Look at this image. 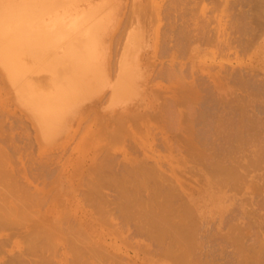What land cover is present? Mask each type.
<instances>
[{
    "label": "rangeland",
    "instance_id": "1",
    "mask_svg": "<svg viewBox=\"0 0 264 264\" xmlns=\"http://www.w3.org/2000/svg\"><path fill=\"white\" fill-rule=\"evenodd\" d=\"M39 9L44 13L40 14ZM20 11L23 14L25 11L28 20H32L33 17V19H37L31 24H23L21 35L11 34L14 36L13 42L10 43L12 47L10 53L4 56L0 54V171H2L0 174L3 172L9 174L8 180H5L6 177H4L7 175L2 174V179L4 178L3 180L7 183L2 184L0 180V189L2 188L0 192H5V188L8 192L11 191V194L5 192L9 195H5L8 197L7 201H3L0 197L5 207L8 206L5 205L6 203H11L9 204L10 208L8 207L11 212L7 208H0V211H4L0 213V217L7 219L10 214V219L7 221L13 222L17 220L16 218L19 219L13 222L12 226H3L4 228L0 229L1 264H6L9 261L7 264H170V262L175 264L173 260L165 258L164 247L152 238L154 236L150 233L146 234V231L145 233L137 232L136 227H140L138 224L140 221L132 218L127 219L120 208L123 203L120 193L117 192L120 191V187L113 186V184L118 185L123 181L122 176L126 174H130L126 175L127 178L125 177L127 182L128 178L129 182L136 181L134 169H138V165H141L142 168L147 165L148 167L144 168L145 171L146 168L147 170L151 168L150 170L154 171L158 169L162 173L164 172L163 174L167 177L170 176L169 180L174 181L175 187L178 186L180 189L179 191L175 189L172 182L169 181L168 184L173 186V191L184 193L181 196L182 203H187V196L192 197L193 200L196 199L194 204L200 207L195 206L199 209L197 211L199 217L196 221L201 227L198 231V236L201 237L198 239L199 247L195 250V259H193L196 262L199 260L200 263L202 262L201 264H238L242 257L250 256V253L257 251L254 248L259 242L261 244L262 241L261 245L264 246V226H262L264 218L260 217L264 215V205H262L264 201V151L261 152L264 146L260 151L258 150L261 153L259 155L263 154L262 156L257 155L258 153L255 154L254 147L255 140L264 144V0H0V14L9 13V20L6 24L9 28L20 16ZM64 11H66L63 13L66 14L65 17H61V13ZM112 11L116 17L115 28L119 25L117 30L114 29L116 33L113 30L114 39H112L113 36H110L112 30L107 35H102L101 31L96 28L103 25L107 12L112 13ZM190 11L193 14H190ZM50 22L52 23L49 24ZM188 23H190L189 26ZM66 26H68L67 29L70 28V31L69 29L65 30ZM3 30L4 28L0 29V35L5 34ZM49 32H51V37L49 36L48 39L45 35H48ZM191 32L192 35H189ZM228 32L231 33V36L228 35ZM90 36H93L94 40L86 39ZM130 36H132L130 41L137 53L135 66L130 71V80L135 91L132 102H136V105L127 109L110 108V86L118 76V64ZM178 36L179 39H177ZM35 37H40V39H35ZM206 37L207 40H204ZM3 38L0 39V42ZM119 39L120 41H118ZM180 39L186 41L182 43ZM166 43L169 44L168 48H165ZM184 44H186L187 50L183 48ZM170 45L176 47H172L174 50L179 51L178 48H180L183 51H179L181 53L173 52ZM160 48L162 51L171 52H168L170 55L165 51H160ZM69 51L73 54L68 53ZM164 52L166 55H163ZM167 65H172L171 68L174 69H170V66ZM164 66L165 68H163ZM163 69L165 73H163ZM169 70L174 71L172 73ZM18 71L21 73L19 74ZM14 73H18L19 76ZM14 75L18 77H14ZM197 78L201 80L197 81ZM194 80L195 83L192 82ZM203 81L204 84H202ZM192 83L199 88L201 86L198 84H202L203 89L202 87L199 89L201 93ZM216 85L218 87L220 85V88H217ZM186 86L188 88L193 86L194 93L187 88L188 94L194 98L193 100L186 94ZM204 86H207L205 87L207 89L213 88L215 93L211 91L212 89H208L210 92L204 89ZM182 91L184 92L182 93ZM39 92H44L47 96L49 95L48 97L57 100L52 107L54 113H47L40 109L35 101V95ZM206 93L210 94L205 95ZM167 100L171 101L168 105L173 103L171 108L166 105ZM195 102L198 103L195 104ZM163 108L165 109L163 110ZM169 108L172 111L169 112ZM132 113L134 116L139 115L142 119L138 121L132 116L136 122L131 119L135 122L131 123L128 115L130 116ZM166 113L169 114L168 117ZM114 117L117 119L122 117L121 122L127 118L129 122L121 124L119 119H114ZM184 124L187 128L189 126V129H186ZM171 126H175V128H171ZM208 127H210L211 134L208 132ZM170 128L171 130H169ZM204 128L206 131L203 130ZM176 129L178 130L176 131ZM197 130L201 133H198ZM186 131H190V133L186 134ZM226 132L230 135L229 138H234L233 141L229 139L234 146L235 152L233 153L225 152L229 147L226 148L228 144H223L226 142L223 139L228 136ZM233 133L235 137H233ZM199 134H201V138ZM189 135L193 136V143L199 145L198 149L200 148V151L203 149L202 152L205 153V156L211 159L213 157L216 160L218 157L222 158L227 164L233 162L232 165L238 166V174L246 175L245 178L240 175L237 182L234 181L236 183L230 186L225 185L218 190L217 188L211 189L212 186L208 185L205 177L201 175L204 172L200 171V165H198L200 168L194 167L200 162H192L189 158V151L187 153V143L191 141L190 138L187 139ZM203 136L210 137L207 140ZM236 136L240 138L238 139ZM131 145L132 147H130ZM213 145L217 146L216 152L213 150L214 154L212 152ZM203 146L208 149L204 150ZM218 147H224L225 153ZM153 150L154 152H152ZM177 151L179 152L177 153ZM99 157L101 158L99 159ZM110 157L112 158L110 159ZM113 157L118 159H113ZM109 159L112 163H108ZM253 160L254 163H252ZM100 161L104 166L107 163L105 168L102 166L105 172L102 167V170H99L101 175L95 174L97 172L95 170L101 169L98 164ZM146 161L147 163H145ZM134 162L141 164L136 163L137 166L132 171ZM205 163H202L203 168ZM94 165L95 170H93ZM128 167H131V171ZM244 168H247L249 172ZM102 171L103 174H107V176L104 175L106 184L103 182L105 178ZM94 175H96V180ZM98 175L100 179L97 178ZM131 175L134 176V180ZM253 175L256 177L253 178ZM12 177L18 181H13ZM97 179L102 182L98 181L97 185L96 183L93 185L92 180L96 182ZM13 183L25 185L24 187L27 188L22 185L20 187L24 191L27 189L25 192L34 196L32 197L34 199H20V192L17 191L18 185L9 186ZM99 184L101 185L99 186ZM94 187H99L100 191ZM128 187L130 188V186ZM148 189L153 190L151 186ZM257 190H261L260 194H257ZM142 192L144 193L140 195L142 200L135 198L144 203V201L147 202L145 198L148 192L143 190ZM203 194L208 196L210 194V197H206L209 200ZM35 196H38L39 199ZM258 200L259 203H257ZM23 202L24 204H22ZM3 203H0V206ZM180 204L181 202L177 203L175 207H179ZM114 206L116 207L114 208ZM229 206L241 210L235 211L232 208L231 211ZM257 206L262 207L255 208ZM16 207L23 210L17 211L16 218H13ZM255 210H258V214ZM107 211H115V213ZM133 212H136V209ZM252 214L253 216L256 214L255 218ZM220 216L221 218H219ZM118 217L119 219H117ZM26 220L27 222H25ZM226 222L232 223L233 228ZM14 223L17 225L15 226ZM41 224H44L45 227ZM235 225L237 227H234ZM235 228L240 230L244 238ZM243 229H248L249 236L245 235L247 231L244 230L246 232L244 233ZM132 230H135L136 233ZM39 231H41V235L39 233L36 235V232ZM228 232L231 233L228 234ZM28 233L29 235H27ZM237 233L238 235H236ZM237 236L242 237V242H244L238 241V245L243 248L241 252L239 247L237 249V243L233 242L238 238ZM247 236L251 239L249 240ZM259 238L260 240H258ZM155 243L159 248L157 246L156 249L154 248ZM211 243L214 245L212 246ZM249 243L250 245H248ZM259 245L257 248H264ZM263 250L259 249L264 258ZM243 251H245L244 254H242ZM159 252H161L160 255ZM14 255H17L18 258L16 259ZM19 256L24 260L19 259ZM202 257L204 258L202 259ZM236 258L238 259L236 260Z\"/></svg>",
    "mask_w": 264,
    "mask_h": 264
},
{
    "label": "bare ground",
    "instance_id": "2",
    "mask_svg": "<svg viewBox=\"0 0 264 264\" xmlns=\"http://www.w3.org/2000/svg\"><path fill=\"white\" fill-rule=\"evenodd\" d=\"M40 11V12H39ZM21 12V11H20ZM38 12L40 13V14H42V13H44V11L43 10H41V9H39L38 10ZM66 11H64V12H62L61 14H62V16L61 17H65V15L66 14H63V13H65ZM191 12V11H190ZM1 13V12H0ZM38 13V14H39ZM240 13V12H239ZM5 14V15H4ZM9 13H7V12H5V13H3V14H0V15H2L1 17H0V29H3L4 28V32L3 33H5V34H1L0 36V39L2 38V37H6L5 39L3 38V40L0 42V54H1V56H4V55H7L8 53H10V51H11V42H13L12 41V38H13V36L11 35V34H16V35H21V33H20V31H21V28H22V26H23V24H25V23H27V24H31L32 22H36V20L35 19H37V18H35V19H33L32 18V20L31 19H27V17H26V13H25V11H24V14L21 12L19 15V17L17 18V19H15L16 21H15V23H14V25L13 26H11L10 28L8 27V26H6V24H7V22H8V20H9V15H8ZM190 14H193L192 12L190 13ZM236 14V13H235ZM238 14V13H237ZM234 16V15H233ZM170 17V16H169ZM231 17H232V14H231ZM235 17V16H234ZM233 17V18H234ZM237 17V16H236ZM239 17V16H238ZM116 17H115V15H114V11H112V13H108L107 12V17H106V19H105V21H103V25H101V26H97L96 28H98L97 30H100L101 31V34L102 35H107L108 33H109V31L110 30H112V33H113V30L115 29V30H117V27L119 26H117L116 28H115V25H116V19H115ZM171 18V17H170ZM238 19V18H237ZM236 19V20H237ZM121 20V19H120ZM189 20H191V19H189ZM52 22H50L49 24H51ZM193 24V23H192ZM208 24V23H207ZM249 24V23H248ZM247 24V25H248ZM122 25V24H121ZM185 25H186V22H185ZM190 25V23H188V26ZM237 25H238V23H237ZM69 26H72L71 24H69ZM204 27H205V25H203ZM250 26V25H249ZM249 26H248V28H249ZM67 27L68 26H66L65 27V30H68L69 29V31H70V28H68L67 29ZM236 29H238V28H236ZM251 29V28H250ZM114 30V32L116 33V31ZM119 30V29H118ZM182 30V29H181ZM196 30H197V28H196ZM249 30V29H248ZM247 30V31H248ZM253 30V29H252ZM180 31V30H179ZM237 31V30H236ZM246 31V32H247ZM52 32V31H51ZM51 32H49L48 33V35H45L46 36V38H48L49 36L51 37ZM118 32V31H117ZM183 32V31H182ZM181 32V33H182ZM201 32V31H200ZM230 32H232V31H230ZM234 32V31H233ZM237 32H239V31H237ZM1 33V32H0ZM110 34V36L112 37L113 35H114V33L113 34ZM229 33V32H228ZM172 34V33H171ZM170 34V35H171ZM185 34H186V32H185ZM201 34V33H200ZM199 34V35H200ZM231 33H229L228 35H230ZM168 36H169V34H167ZM189 35H192V32H191V34H189ZM198 35V34H197ZM196 35V36H197ZM110 36H108V37H110ZM187 36H188V34H187ZM193 36H194V34H193ZM226 36V35H225ZM231 36V35H230ZM49 37V38H50ZM100 37V36H99ZM131 37L132 36H130V38H128L127 39V43H126V45H125V48H124V52H123V54H122V56H121V59H120V61H119V64H118V76L116 77V79H115V81L113 82V84L110 86V94H109V101H110V105H111V107L110 108H115V107H117V108H119V109H127L128 107H130V106H135L136 104V102H132V98H133V96H135V91H134V87H133V85H132V82H131V80H130V71H131V69H133V67L135 66V60H136V49H135V47L132 45V43H131V41H130V39H131ZM166 37V36H165ZM192 37V36H191ZM195 37V36H194ZM45 38V37H44ZM48 38V39H49ZM96 38V37H95ZM115 38H117L116 36H115ZM231 38V37H230ZM35 39H40V37H38V38H36L35 37ZM87 40H89V39H93L94 40V38H93V36H90V37H88V38H86ZM112 39H114V36H113V38ZM112 39H111V42H112ZM177 39H179V36H178V38ZM185 39V38H184ZM184 39H180L181 40V42L183 43V41H186V40H184ZM187 39H188V37H187ZM204 39V38H203ZM202 39V40H203ZM229 39V38H228ZM239 39V38H238ZM189 40V39H188ZM196 40V39H195ZM204 40H207V37H206V39H204ZM223 40V39H222ZM230 40V39H229ZM116 41V40H115ZM118 41H120V39L118 40ZM165 41V40H164ZM224 41V40H223ZM226 41V40H225ZM34 42H36V41H34ZM169 42V41H168ZM171 42V41H170ZM180 43V41H177V43ZM235 42H237V41H235ZM240 42V41H239ZM116 43H117V41H116ZM172 43V42H171ZM228 43V42H227ZM226 43V44H227ZM233 43V42H232ZM119 44V43H118ZM167 44V43H166ZM222 44V43H221ZM169 44H167L166 46H165V48H168L167 46H168ZM175 45V44H174ZM186 44H184V47L183 48H185L186 49V46H185ZM189 45V44H188ZM224 45H225V43H224ZM163 46H164V42H163ZM176 46V45H175ZM175 46H172V47H175ZM177 46H179V45H177ZM181 46V45H180ZM190 46H192V45H190ZM171 47V45H170V48L171 49H173ZM182 47V46H181ZM164 47H163V49H165ZM176 48V47H175ZM162 48H160V51H162L161 50ZM179 49V51H183V50H180V48H178ZM182 49V48H181ZM166 50V49H165ZM165 50H163V51H165ZM174 50V49H173ZM187 50V49H186ZM190 50V49H189ZM159 51V52H160ZM162 51V52H163ZM179 52L178 50H174L173 52ZM191 51V50H190ZM38 52V51H37ZM71 51H69L68 53H70ZM166 52V51H165ZM164 52V54L163 55H166V53H168L169 51H167L166 53ZM181 52H179V53H181ZM169 53H171V52H169ZM168 53V54H169ZM191 53V52H190ZM70 54H73V53H70ZM167 54V55H168ZM36 55V54H35ZM34 55V56H35ZM170 55V54H169ZM168 55V56H169ZM37 56H38V54H37ZM168 56H166V57H168ZM161 58V57H160ZM164 63V62H163ZM166 65V64H165ZM168 66V65H167ZM170 66V65H169ZM168 66V67H169ZM172 66V65H171ZM171 66H170V69H174V68H171ZM163 68H165V66L163 67ZM156 69V68H155ZM159 71V70H158ZM170 72L172 71V70H169ZM174 71V70H173ZM173 71H172V73H173ZM19 72V74L21 73L20 71H18ZM154 72V71H153ZM155 72H157V71H155ZM221 72V71H220ZM163 73H165V70L163 69ZM223 73V72H222ZM221 73V74H222ZM234 73V72H233ZM14 74H18V73H14ZM19 74H18V76H19ZM169 74V73H168ZM167 74V75H168ZM154 75V74H153ZM155 75H157V73H155ZM160 75V74H159ZM214 75H215V73H214ZM224 75V74H223ZM18 76H16V75H14V77H18ZM157 77H158V75H157ZM160 77V76H159ZM215 77H217V76H215ZM221 77H223V76H221ZM211 78H212V76H211ZM232 78V77H231ZM194 79H196V78H194ZM198 79L199 78H197V81H198ZM203 79V78H202ZM209 79V78H208ZM220 79V78H219ZM225 79H226V77H225ZM199 80H201V79H199ZM211 80H215V79H211ZM205 81V80H204ZM204 81H203V83L202 84H204ZM217 81H218V79H217ZM192 82H196L195 80L194 81H192ZM224 82H225V80H224ZM224 82L222 83V84H224ZM259 82V81H258ZM194 83H192V85L194 84ZM200 83V82H199ZM217 83V82H216ZM248 83V82H247ZM263 83V82H262ZM261 83V84H262ZM189 84H190V82H189ZM198 84V83H197ZM202 84H198V85H200L201 87H202ZM220 84V83H219ZM227 84V83H226ZM249 84V83H248ZM206 85V84H205ZM218 85V84H217ZM216 85V86H217ZM193 86H195L196 88H198V90L201 88H199V86H196V84L195 85H193ZM192 86V87H193ZM208 86V85H207ZM207 86H204V89H207V88H205V87H207ZM249 86V85H248ZM252 86V85H251ZM191 87V86H190ZM188 88L187 86H186V91H187V93L186 94H188V90L189 89H191V91L192 90H194V88ZM209 87H210V85H209ZM213 87V86H212ZM187 88H188V90H187ZM216 88V87H215ZM214 88V89H215ZM217 88H220V85H219V87L217 86ZM223 88V87H222ZM221 88V89H222ZM224 88H225V86H224ZM253 88V87H252ZM202 89H203V87H202ZM209 89V88H208ZM207 89V90H208ZM212 89V90H211ZM211 89H209V90H211V91H213V93H215L214 92V90H213V88H211ZM208 90V91H209ZM217 90V89H216ZM196 91V90H195ZM206 91V90H205ZM253 91H255V90H253ZM184 91H182V93H183ZM193 93H194V91H192ZM199 92H200V90H199ZM210 92V91H209ZM261 92V91H260ZM260 92H258V93H260ZM190 93V92H189ZM201 93V92H200ZM203 93V92H202ZM191 94V93H190ZM196 94V93H195ZM207 94H210V93H206L205 95H207ZM212 94V93H211ZM263 94V93H262ZM255 95V94H254ZM47 96V94H45L44 92L42 93V92H39L38 94H36L35 95V101L38 103V105H39V107H40V109L41 110H44L45 112H47V113H51L52 112V107H53V105H54V103H55V101H57V100H54V99H52V97H46ZM174 97H175V95H173ZM188 96L189 97H191L189 94H188ZM193 96H194V94H193ZM172 97V96H171ZM171 97H170V100H171ZM174 97H173V99H174ZM177 97V96H176ZM195 97H197L196 95H195ZM198 98V97H197ZM197 98H196V100H197ZM172 99V100H173ZM180 99V98H179ZM190 99V98H189ZM194 98H192L191 97V100H193ZM260 99V98H259ZM181 100V99H180ZM187 100V99H186ZM195 100V101H196ZM170 103H171V101H169ZM168 100H167V106H169L170 108H171V105H173V103L172 104H169L168 105ZM180 102V101H179ZM190 102V101H189ZM196 103H198V102H195V104ZM257 103H259V102H257ZM187 104V103H186ZM191 104V103H190ZM194 104V105H195ZM189 105V104H188ZM263 105V104H262ZM137 107V106H136ZM193 107V106H192ZM195 107V106H194ZM264 107V106H263ZM165 108H166V106H165ZM165 108H163V110L165 109ZM169 108V109H170ZM188 108V107H187ZM167 109V111H168V108H166ZM189 109V108H188ZM191 109V108H190ZM115 110V109H114ZM192 110V109H191ZM257 110V109H256ZM255 110V111H256ZM128 111V110H127ZM170 111H172L171 109L169 110V112ZM235 111V110H234ZM159 112V111H158ZM164 112V111H163ZM168 112V113H169ZM190 112V111H189ZM188 112V113H189ZM41 113H44V112H41ZM52 113H54V111L52 112ZM234 113V112H233ZM242 113H243V111H242ZM163 115H164V113H162ZM167 114V113H166ZM256 114V113H255ZM145 115V114H144ZM144 115H143V117H144ZM168 115L169 114H167V117H168ZM172 115H173V112H172ZM172 115H170V116H172ZM174 115H175V113H174ZM181 115V114H180ZM51 116V115H50ZM131 116V117H130ZM128 115V118H130V121H131V123H135L136 122V120H141L142 118H140L139 117V115L137 116H134L133 115V113L131 114V115ZM132 116H134L135 118H136V120H135V118L134 117H132ZM189 116H191V114L189 113ZM243 116V115H242ZM241 116V117H242ZM124 117H126V116H124ZM181 117V116H180ZM234 117V116H233ZM232 117V118H233ZM122 118V117H121ZM121 118H118L119 119V121L121 122L122 121V119ZM134 118V119H133ZM175 118V117H174ZM173 118V119H174ZM252 118V117H251ZM258 118V117H257ZM114 119H117V118H115L114 117ZM117 119V120H118ZM126 120H124L123 122H121V124L122 123H127V121H128V119L127 118H125ZM134 121L135 120V122H133L132 120ZM181 119V118H180ZM194 119V118H193ZM234 119H236L235 117H234ZM150 120V119H149ZM243 120V119H242ZM246 120V119H245ZM119 121H117V122H119ZM143 121V120H142ZM232 121V120H231ZM254 121H255V119H254ZM264 121V120H263ZM129 122V121H128ZM180 122V121H179ZM169 123H171V122H169ZM178 123V122H177ZM264 123V122H263ZM118 124V123H117ZM172 124H173V122H172ZM171 124V125H172ZM207 124V123H206ZM231 124V123H230ZM235 124V123H234ZM233 124V125H234ZM257 124V123H256ZM164 125L166 126V124L164 123ZM175 125V124H174ZM181 125V124H180ZM179 125V126H180ZM188 125V124H187ZM246 125V124H245ZM259 125V124H258ZM137 126V125H136ZM177 126V125H176ZM191 126V125H190ZM235 126V125H234ZM239 126V125H238ZM237 126V127H238ZM240 126H241V124H240ZM247 126V125H246ZM264 126V125H263ZM126 127V126H125ZM150 127V126H149ZM172 127H174L175 128V126H171V128ZM184 127L186 128V129H189V126H188V128L185 126V124H184ZM183 127V128H184ZM230 127V126H229ZM137 128V127H136ZM162 128V127H161ZM171 128L169 129V130H171ZM182 128V129H183ZM209 128V130H210V127H208ZM233 128V127H232ZM241 128H242V126H241ZM244 128V127H243ZM163 129V128H162ZM178 129H180L179 127H178ZM178 129H176V131L178 130ZM185 129V130H186ZM231 129V128H230ZM240 129V128H239ZM246 129V128H245ZM248 129V128H247ZM261 129V128H260ZM173 130H175V129H173ZM192 130H194V129H192ZM192 130H190L191 132H193ZM204 131H206L205 130V128L203 129ZM208 130V129H207ZM208 130V132H210V134H211V130L209 131ZM243 130V129H242ZM164 131V130H163ZM175 131V132H176ZM184 131V130H183ZM190 131L189 132H187L186 131V134L187 133H190ZM198 131V133L200 132L201 133V131H199V130H197ZM203 131V132H204ZM250 131V130H249ZM255 131V130H254ZM260 131V130H259ZM116 132V131H115ZM124 132V131H123ZM136 132V131H135ZM169 132V131H168ZM172 132V131H171ZM195 132V131H194ZM234 132V131H233ZM243 132V131H242ZM118 133V132H117ZM185 133V132H184ZM205 133H207V132H205ZM228 132H226V134H227ZM244 133V132H243ZM123 134V133H122ZM127 134V133H126ZM192 134V133H191ZM197 134V133H196ZM209 134V135H210ZM231 134V133H230ZM236 134V133H235ZM239 134V133H238ZM252 134H253V131H252ZM137 135V134H136ZM200 135L201 134H199V137H200ZM205 135H207V134H205ZM228 135V134H227ZM232 135V134H231ZM233 135H234V133H233ZM257 135V134H256ZM262 135V134H261ZM120 136V135H119ZM190 136V137H189ZM189 136H187V139L188 138H190L189 140H191V141H188V143H187V145H188V150H187V153H188V151H189V158H191V160H192V162L194 161H199L200 163L199 164H197V165H195V164H193V165H195L194 167H197L198 165H200V167H201V170L200 171H203L204 173L203 174H201V175H203V177H205L204 179H206L207 180V182L209 183L208 185H210V186H212V188L211 189H213V188H217V190H218V188H222V186H224L225 187V185H232V184H234V183H236L237 181L236 180H238L239 178V176L241 175H239L238 174V172H237V167H236V165L234 166V165H232L233 164V162H232V164H230V162H228L229 164H227V162H225L224 161V159H222V158H219L218 157V159L216 160L215 158L213 159V157H212V159L211 158H208L207 156H205V153L204 152H202V150L200 151L199 149H198V144H195V143H193V136L192 135H189ZM191 136H192V138H191ZM229 136L230 135H228V136H224L225 138L223 139V140H225L226 142H224L223 144H228L227 146H226V148L228 147V149L225 151V150H223V148L222 147H218L219 149L221 148L222 149V152H226V153H233V152H235L234 151V146H232L233 144H231V142L229 141V139L231 140V141H233V139L234 138H229ZM150 137V136H149ZM155 137V136H154ZM178 137V136H177ZM183 138H184V136H182ZM186 137V136H185ZM195 137V136H194ZM202 137V136H201ZM200 137V138H201ZM203 137H206V136H203ZM208 137V136H207ZM206 137V139L208 140L209 139V137L207 138ZM233 137H235V135L233 136ZM132 138H133V136H132ZM137 138V137H136ZM151 138V137H150ZM157 138V137H156ZM236 138H240V137H238V136H236ZM157 139H159V138H157ZM186 139V138H185ZM203 139H205V138H203ZM202 139V140H203ZM160 140V139H159ZM182 140V139H181ZM198 140V139H197ZM197 140H196V142H197ZM215 140V139H214ZM255 140V139H254ZM156 141V140H155ZM200 141V140H199ZM216 141V140H215ZM236 141V139L234 140V142ZM263 141H264V139H263ZM262 141V142H263ZM151 142H152V140H151ZM163 142H166V141H163ZM200 142H202V141H200ZM221 142V141H220ZM233 142V143H234ZM238 142V141H237ZM255 145H254V147H255V154H257V155H259V154H261V153H259L258 152V150L260 151L261 149H262V146H264V144L263 143H261V141H258V140H255ZM184 143V142H183ZM198 143V142H197ZM204 143V142H203ZM206 143V142H205ZM211 143V142H210ZM152 144V143H151ZM154 144V143H153ZM168 144V143H167ZM166 144V145H167ZM212 144V143H211ZM210 144V145H211ZM215 144V143H214ZM253 144H254V142H253ZM262 144V145H261ZM133 145V144H132ZM132 145L130 146V147H132ZM165 145V146H166ZM250 145V144H249ZM147 146V145H146ZM157 146V145H156ZM159 146V145H158ZM157 146V147H158ZM162 146V145H161ZM182 146V145H181ZM186 146V145H185ZM197 146V147H196ZM205 147H206V145H204ZM202 147V148H204V150L206 149H208V147L207 148H205V147ZM222 146V145H221ZM224 146V145H223ZM251 146V145H250ZM253 146V145H252ZM129 147V148H130ZM138 147V146H137ZM157 147H155V148H157ZM163 147V146H162ZM216 147L217 146H214L213 145V148L214 149H212V152H213V150H215L216 149ZM154 148V149H155ZM211 148V147H210ZM217 148V149H218ZM239 148V147H238ZM139 149V148H138ZM159 149V148H158ZM164 149H166V148H164ZM170 149V148H169ZM176 149H177V147H176ZM220 149V150H221ZM243 149V148H242ZM246 149V148H245ZM178 150V149H177ZM219 150V152H221ZM172 151V150H171ZM176 151V150H175ZM218 151V150H217ZM242 151H244V150H242ZM251 153H252V151L251 150H249ZM248 151V153L250 154V152ZM264 151V148H263V150H261V152H263ZM152 152H154V150L152 151ZM179 151H177V153H178ZM183 152V151H182ZM215 152H216V150H215ZM222 152H221V154H222ZM224 152V153H225ZM253 152H254V150H253ZM209 153H211V152H209ZM102 154V153H101ZM110 154H112V153H110ZM139 154V153H138ZM213 154H214V152H213ZM103 155V154H102ZM140 156H141V152H140V154H139ZM155 155H156V153H155ZM207 155V154H206ZM219 155V154H218ZM222 155H224V154H222ZM263 155V154H262ZM262 155H259V156H262ZM109 156H111V155H109ZM113 156H115V155H113ZM117 156V155H116ZM115 156V157H116ZM118 156H120V155H118ZM210 156V155H209ZM220 156V155H219ZM226 157H227V155H225ZM233 156H235V155H233ZM239 156V155H238ZM238 156H236V157H238ZM243 156V155H242ZM245 156V155H244ZM247 156V155H246ZM245 156V157H246ZM249 156V155H248ZM253 156V155H252ZM108 157V156H107ZM115 157H113V159L115 158ZM159 157V156H158ZM203 157H204V159H203ZM205 157H207V158H205ZM216 157V156H215ZM241 157V156H240ZM264 157V156H263ZM101 157H99V159H100ZM109 158V157H108ZM112 157H110V159H111ZM124 158V157H123ZM142 158V157H141ZM188 158V160H190ZM224 158V157H223ZM229 158H230V156H229ZM228 158V159H229ZM235 158V157H234ZM257 158H259L258 156H257ZM262 158V157H261ZM98 159V158H97ZM96 159V160H97ZM110 159L109 160H107V161H109L108 163H112V162H110ZM116 159V158H115ZM118 159V158H117ZM116 159V160H117ZM138 159V158H137ZM177 159H179V158H177ZM201 159H202V161H201ZM206 159H208L207 160V162H206ZM227 159V158H226ZM225 159V160H226ZM232 159V158H231ZM242 159V158H241ZM263 159V158H262ZM124 160V159H123ZM142 160H144V159H142ZM180 160V159H179ZM259 160H260V158H259ZM103 161V160H102ZM102 161H100V163L98 162V164H100L99 166H100V168L102 167V166H104V165H102ZM104 161H105V159H104ZM106 161V162H107ZM121 161V160H120ZM137 161H140V160H137ZM206 163H205V162ZM234 161V160H233ZM241 161V160H240ZM252 161V160H251ZM262 161V160H261ZM114 162H115V160H114ZM163 162V161H162ZM191 162V163H192ZM263 162H264V159H263ZM262 162V163H263ZM135 164L137 163H140V162H134ZM134 163H132V171H133V169L134 168H136L135 166H137V164L135 165ZM142 164H143V161L141 162ZM140 163V164H141ZM145 163H147V161L145 162ZM150 163V162H149ZM164 163V162H163ZM205 163V167L203 168L202 167V165ZM240 163V162H239ZM242 163V162H241ZM252 163H254V160H253V162ZM256 163V162H255ZM259 163V162H258ZM236 164V163H235ZM261 164V163H260ZM105 165L107 166V163H105ZM151 165V164H150ZM156 165V164H155ZM165 165H167V164H165ZM247 165V164H246ZM245 165V166H246ZM249 165V164H248ZM252 165V164H251ZM250 165V167H252ZM263 165H264V163H263ZM106 166H104V168L106 167ZM129 166V165H128ZM143 166H145V165H143ZM241 166V165H240ZM254 166V165H253ZM119 167V166H118ZM145 167H148L147 165L145 166ZM144 167V168H145ZM150 167V166H149ZM156 167V166H155ZM155 167H153L154 169H155ZM199 167V166H198ZM199 167V168H200ZM243 167V166H242ZM247 167V166H246ZM103 168V167H102ZM102 168L101 169H97V170H95V165H94V169L93 170H95V174H98L101 170H102ZM104 168H103V171H104ZM122 168V167H121ZM128 168H130V171H131V167H128ZM137 168L138 169H134V171H135V173H134V176L133 175H131L132 176V179L134 180V178H136L135 180L136 181H134L133 183L132 182H129V178H128V182L125 180V177L127 178L130 174H126V175H128V176H126V175H124V176H122V178H123V181H121L118 185L116 184H113L112 182H111V185L113 184V186H119L120 187V191H117V192H119L120 193V196L122 197V199H123V203H121V205H120V208L123 210V212H124V214H125V216L127 217V219H135V220H138V221H140V223L138 222V224H139V226L140 227H136V229H137V232H140V231H143L144 233H145V231H146V234L147 233H150L152 236H154V237H152L155 241H157V242H159V245H163V247H164V250H165V252L163 253L164 255H165V253H166V255H165V258H169L168 260H173L174 261V263L175 264H194V262H196L195 260H193V259H195V250H197L198 249V247H199V241H198V239H200L201 237L200 236H198V231H199V229H201V227L200 226H198V222L196 221L197 220V217H199L198 216V214H197V211L199 210V209H197L196 207H199V206H196V204H194V200H195V202H196V199L194 198V200H193V198L191 197H189V196H187V198H188V200H187V203L185 204V203H182V200H181V196L184 194V193H176V192H174L173 190L174 189H172L173 188V186L175 187V185L173 184V182L174 181H171V180H169V177H167V175H165V174H163L162 173V171H160V170H158L157 169V171L155 170H150L151 168H149V170H147V168H146V171L144 170V168H142V166L141 165H138L137 166ZM258 168V167H257ZM260 168H262V167H260ZM119 169V168H118ZM124 169V168H123ZM122 169V171H124ZM168 169V168H167ZM245 170L247 169V168H244ZM251 169V168H250ZM44 170V169H43ZM48 170V169H47ZM100 170V171H99ZM111 170V169H110ZM120 170V169H119ZM127 170V169H126ZM136 170H138V171H136ZM172 170V169H171ZM194 170V169H193ZM243 170V169H242ZM248 170V169H247ZM255 170V169H254ZM257 170H259V168L257 169ZM50 171H52V170H50ZM103 171H102V175H103V177L105 178V176H107V174L105 175V174H103ZM112 171V170H111ZM128 171H129V169H128ZM139 171H141V172H139ZM196 171H198L197 170V168H196ZM199 171V172H200ZM261 171V170H260ZM2 171H0V173H1ZM47 172V171H46ZM105 172V171H104ZM107 172H108V170H107ZM113 172V171H112ZM119 172V171H118ZM121 172V171H120ZM198 172V173H199ZM247 172V171H246ZM248 172H249V170H248ZM259 172V171H258ZM4 173V172H3ZM2 173V174H3ZM123 173V172H122ZM139 173V174H138ZM159 173V174H158ZM160 173H162V174H160ZM170 173V172H169ZM2 174H0V180L2 181V184L3 183H7L6 181H4L3 179H2V177H3V175L4 174H6L7 176H4V177H6L5 178V180H8L9 178H7V177H9L8 175L9 174H7V173H4L3 175ZM45 174V173H44ZM53 174V173H52ZM100 175H101V173H99ZM109 174V173H108ZM125 174V173H124ZM245 174V173H244ZM264 174V173H263ZM41 175V174H40ZM49 175H50V173H49ZM105 175V176H104ZM123 175V174H122ZM161 175V176H160ZM51 176V175H50ZM178 176V175H177ZM191 176H193V175H191ZM243 178H245V176H243V175H241ZM48 177V176H47ZM99 177V175L97 176V178ZM102 176H101V178H103ZM110 177V176H109ZM134 177V178H133ZM163 177H165V178H163ZM167 177V178H166ZM253 178L254 177H256V176H252ZM96 178V175H94V179ZM103 178V179H104ZM175 178V177H174ZM177 178V177H176ZM13 181H18V180H14V178L12 177L11 178ZM98 179H100V178H98ZM97 179V181L95 182L94 180H92L93 181V185L96 183V185L98 184V181H101V180H98ZM108 179V178H107ZM164 179V180H163ZM168 179V180H167ZM42 180H44L43 178H42ZM96 180V179H95ZM173 180H175V179H173ZM205 180V181H206ZM107 181H109V180H107ZM132 181V180H131ZM163 181H165V184H163ZM169 181H171L172 183V185L171 184H168V182ZM190 181V180H189ZM234 181H236V182H234ZM102 182V181H101ZM104 183L106 182V178H105V181H103ZM179 182V181H178ZM42 183V182H41ZM44 183V182H43ZM42 183V184H43ZM104 183H101V184H103L104 185ZM107 183V182H106ZM105 183V184H106ZM130 183V184H129ZM180 183V182H179ZM101 184H99V186L101 185ZM197 184V183H196ZM248 184V183H247ZM13 185H18V189H17V191H19L20 193V195H21V197H20V199H27V198H30V199H34V198H32V197H34V196H32V195H30V194H28L27 192H25L27 189H25V191L22 189V187H20V185H22L23 186V184H17V183H13V184H11V185H9L10 187H13ZM126 185H128V186H130V188L128 187V186H126ZM170 185V186H169ZM189 185V184H188ZM245 185V184H244ZM25 186V185H24ZM23 186V187H24ZM28 186V185H27ZM149 186H151L152 188H153V190H151V189H148V187ZM207 186V185H206ZM6 187H8V186H6ZM28 187H30V186H28ZM171 187V188H170ZM235 187V186H234ZM21 188V189H20ZM24 188H27V187H24ZM55 188V187H54ZM53 188V189H54ZM95 188V187H94ZM115 188V187H114ZM179 187L178 186H176L175 187V189H177L178 191L180 190V189H178ZM239 188V187H238ZM2 189V188H1ZM1 189H0V191H1ZM6 189V188H5ZM4 189V191L6 192L7 191V189L5 190ZM30 189V188H29ZM28 189V190H29ZM95 189H98V191H100V188L98 187V188H95ZM109 189V188H108ZM115 189H117V188H115ZM209 190H211L210 188H208ZM227 189H229L228 187H227ZM13 190H15V189H13ZM21 190H22V192H21ZM31 190V189H30ZM112 190V189H111ZM142 190L143 191H145V192H148L147 193V196H146V200H147V202H145L144 201V203H142L141 201H140V195H141V193H143L142 192ZM183 190V189H182ZM234 190V189H233ZM54 191V190H53ZM139 191V192H138ZM206 191V190H205ZM229 191H230V189H229ZM261 191V190H260ZM259 190H257V194H260L259 192H260ZM5 192H0V197L3 199V201L5 200V201H7V196H9V195H7ZM8 192V191H7ZM11 192V191H10ZM10 192H8V194L10 193ZM30 192V191H29ZM101 192H102V190H101ZM116 192V191H115ZM136 192L139 194H137L136 195ZM203 192V191H202ZM210 192V191H209ZM213 192V191H212ZM13 193V192H12ZM14 193H16V192H14ZM100 193V192H99ZM198 193H200V192H198ZM208 193V192H207ZM3 194H4V197H2L3 196ZM11 194V193H10ZM33 194V193H32ZM39 194V193H38ZM41 194V193H40ZM107 194V193H106ZM117 194V193H116ZM135 194V195H134ZM144 194V193H143ZM142 194V195H143ZM178 194H179V196H178ZM201 194V193H200ZM5 195H7V196H5ZM16 195V194H15ZM25 195V196H24ZM27 195V196H26ZM46 195V194H45ZM51 195V194H50ZM102 195V194H101ZM119 195V194H118ZM187 195V194H186ZM204 196H205V198L207 197H210V194H209V196L206 194H203ZM12 196V195H11ZM14 196V195H13ZM23 196V197H22ZM39 196V195H38ZM38 196H35V198H37V199H39V197ZM41 196V195H40ZM43 196V195H42ZM99 196H100V194H99ZM104 196H105V194H104ZM133 196H134V198H133ZM144 196V195H143ZM230 196H231V194H230ZM236 196V195H235ZM234 196V197H235ZM254 196H255V194H254ZM45 197V196H44ZM117 197V196H116ZM140 198V199H136V198ZM183 197H185V196H183ZM226 197V196H225ZM232 197V196H231ZM264 197V196H263ZM0 198V199H1ZM4 198H6V199H4ZM14 198H16V197H14ZM41 198H43V197H41ZM118 198V197H117ZM190 198V199H189ZM206 198V199H207ZM2 199L0 200L1 202L0 203H3V201H2ZM30 199H29V201H30ZM143 199V198H142ZM141 199V200H142ZM185 199V198H184ZM183 199V200H184ZM199 199V198H198ZM202 199H204V198H202ZM201 199V200H202ZM232 199V198H231ZM235 199H237V198H235ZM42 200V199H41ZM63 200V199H62ZM119 200H120V198H119ZM149 200V201H148ZM200 200V201H201ZM207 200H209V199H207ZM228 200H229V198H228ZM252 200V199H251ZM254 200H255V198H254ZM261 200V199H260ZM264 200V199H263ZM19 201H21V200H19ZM200 201H198L199 203H201ZM204 201V200H203ZM213 201V200H212ZM226 201V200H225ZM237 201V200H236ZM108 202V201H107ZM181 202V204H180V206L181 205H183L181 208H180V206L179 207H175L176 206V204L177 203H180ZM264 202V201H263ZM262 202V205H264V203ZM29 203V202H28ZM60 203V202H59ZM110 203H111V201H110ZM199 203H198V205H199ZM222 203H223V201H222ZM232 203V202H231ZM257 203H259V200H258V202ZM9 204H11V203H9L8 202V204L6 203L5 205H8L7 207H5L4 206V203L3 204H1V206H0V208H7V209H9L10 208V206H9ZM15 204V203H14ZM17 204V203H16ZM22 204H24V202L22 203ZM113 204H114V202H113ZM204 204V203H203ZM211 204V203H210ZM216 204V203H215ZM220 204V203H219ZM255 204V203H254ZM261 204V203H260ZM20 205V204H19ZM26 205H28V204H26ZM25 205V206H26ZM108 205V204H107ZM111 205V204H110ZM202 205V204H201ZM205 205V204H204ZM213 205V204H212ZM218 205V204H217ZM230 205H232V204H230ZM242 205V204H241ZM257 205V204H256ZM259 205V204H258ZM2 206H4V207H2ZM17 206H18V204H17ZM21 206V205H20ZM196 206V207H195ZM9 207V208H8ZM12 207V206H11ZM116 206H114V208H115ZM230 208H231V206H229ZM237 207V206H236ZM258 207H260V206H257V207H255V208H258ZM262 207V206H261ZM260 207V208H261ZM25 208V207H24ZM113 208V207H112ZM200 208V207H199ZM202 208V207H201ZM229 208V210H231L232 211V208L234 209V207L232 206V208L230 209ZM238 208H239V206H238ZM254 208V207H253ZM22 209V208H21ZM19 207H16V210H15V217H13V218H16V215L18 214L17 213V211L19 212L20 210H21ZM117 209H118V207H117ZM136 209V212H133L134 210ZM10 210V209H9ZM12 210H13V208H12ZM23 210V209H22ZM111 210H113V209H111ZM235 211L236 210H238V209H234ZM241 210V209H240ZM240 210H238V211H240ZM260 210V209H259ZM262 210H263V208H262ZM228 211V210H227ZM246 211H248V210H246ZM257 211L258 210H255V212L257 213ZM4 211H0V213H3ZM7 212H9L8 210H7ZM10 212H11V210H10ZM13 212H14V210H13ZM12 212V213H13ZM107 212H114L115 213V211H107ZM118 212V211H117ZM17 213V214H16ZM113 213V214H114ZM132 213V214H131ZM226 213V212H225ZM229 213V212H228ZM235 213V212H234ZM249 213V212H248ZM251 213V212H250ZM123 214V215H124ZM227 214V213H226ZM258 214V213H257ZM2 215V214H1ZM8 215V214H7ZM12 215V214H11ZM224 215V214H223ZM230 215V214H229ZM251 215V214H250ZM256 215V214H255ZM254 215V216H255ZM5 216V215H4ZM13 216V215H12ZM110 216V215H109ZM114 216V215H113ZM121 216V215H120ZM204 216V215H203ZM222 216V215H221ZM221 216L219 217V218H221ZM227 216V215H226ZM249 216V215H248ZM252 216H253V214H252ZM253 216V217H254ZM258 216V215H257ZM264 216V215H263ZM262 215L260 216V217H262V218H264ZM8 218L7 219H10V214L7 216ZM43 217V216H42ZM121 217H124V216H121ZM205 217V216H204ZM223 217V216H222ZM237 217V216H236ZM252 217V218H253ZM224 218H226V217H224ZM230 218V217H229ZM239 218V217H238ZM243 218V217H242ZM250 218V217H249ZM255 218V217H254ZM253 218V219H254ZM7 219L6 218H1L0 217V229H3L4 227L3 226H12V223L13 222H15V221H18L19 219L18 218H16L17 220H15V221H13V222H10V221H7ZM114 219V218H113ZM117 219H119V217L117 218ZM121 219V218H120ZM129 219V220H130ZM205 219V218H204ZM231 219V218H230ZM230 219H229V222H230ZM234 219V218H233ZM261 219V218H260ZM122 220V219H121ZM207 220V219H206ZM222 220V219H221ZM236 220H238V219H236ZM241 220V219H240ZM246 220V219H245ZM250 220V219H249ZM256 220H257V217H256ZM262 220V219H261ZM24 221V220H23ZM220 221V220H219ZM225 221V220H224ZM232 221V220H231ZM254 221H255V219H254ZM263 221V220H262ZM20 222V221H19ZM25 222H27V220L25 221ZM128 222H130V221H128ZM203 222V221H202ZM206 222V221H205ZM233 222V221H232ZM246 222V221H245ZM249 222V221H248ZM251 222V221H250ZM17 223V222H16ZM16 223H14V225L16 226L17 224ZM21 223V222H20ZM207 223H208V221H207ZM220 223V222H219ZM222 223H223V221H222ZM240 223V222H239ZM252 223V222H251ZM256 223H257V221H256ZM263 223V222H262ZM262 223H261V225H262ZM21 224H23V222L21 223ZM25 224V223H24ZM119 224V223H118ZM135 224V223H134ZM137 224V223H136ZM206 224V223H205ZM225 224V223H224ZM226 224H230V223H227L226 222ZM236 224V223H235ZM237 224H238V222H237ZM242 224V223H241ZM245 224V223H244ZM250 224V223H249ZM41 225H43L44 226V224H41ZM113 225H115V224H113ZM131 225V224H130ZM251 225V224H250ZM256 225V224H255ZM257 225H258V223H257ZM260 225V224H259ZM260 225V226H261ZM23 226V225H22ZM121 226V225H120ZM217 226V225H216ZM222 226H224V225H222ZM230 226H232V223L230 224ZM229 226V227H230ZM262 226H264V225H262ZM45 227V226H44ZM43 227V230L45 229ZM111 227V226H110ZM218 227V226H217ZM221 227V226H220ZM224 227H226V226H224ZM234 227H237L236 225L234 226ZM239 227H240V224H239ZM242 227V226H241ZM259 227V226H258ZM11 228V227H10ZM91 228V227H90ZM114 228V227H113ZM119 228V227H118ZM121 228V227H120ZM216 228V227H215ZM227 228H228V226H227ZM231 228V227H230ZM232 228H233V226H232ZM85 229V228H84ZM115 229V228H114ZM130 229V228H129ZM132 229V228H131ZM139 229V230H138ZM220 229V228H219ZM229 229V228H228ZM227 229V230H228ZM236 229V228H235ZM235 229H233V230H235ZM260 229V228H259ZM31 230H33V229H31ZM42 230V229H41ZM42 230V231H43ZM123 230V229H122ZM208 230V229H207ZM218 230V229H217ZM237 230V229H236ZM242 230V229H241ZM245 229H243V232L244 233H246L245 231H247V230H245ZM255 230V229H254ZM264 230V229H263ZM38 231V230H37ZM46 231V230H45ZM45 231H44V233H45ZM132 231H135V230H132ZM204 231H206V230H204ZM210 231V230H209ZM225 231H226V229H225ZM231 231H232V229H231ZM238 231V230H237ZM258 231V230H257ZM260 231V230H259ZM31 232H33V231H31ZM30 232V233H31ZM119 232V231H118ZM213 232V231H212ZM217 232V231H216ZM239 233H240V230L238 231ZM242 232V231H241ZM250 232H251V230H250ZM9 233H12V232H9ZM35 233V232H34ZM40 234L41 233V231H39V232H36V235L37 234ZM135 233H136V231H135ZM140 233H142V232H140ZM231 233V232H230ZM229 232H228V234H230ZM254 233V232H253ZM261 233V232H260ZM42 234H43V232H42ZM46 234V233H45ZM126 234H128V233H126ZM149 234V235H150ZM216 234H218V232L216 233ZM215 234V236H217ZM235 234V233H234ZM241 234V233H240ZM249 234V232L247 231V233L245 234V235H248ZM257 234V233H256ZM27 235H29V233L27 234ZM41 235V234H40ZM44 235V234H43ZM138 235V234H137ZM140 235V234H139ZM233 235V234H232ZM236 235H238V233L236 234ZM243 234H241L240 236H242ZM12 236V235H11ZM23 236V235H22ZM128 236V235H127ZM130 236V235H129ZM199 238H198V237ZM235 236V235H234ZM238 237L237 239H235V238H233V239H235L233 242H235V244L237 245V249H238V247H239V249H240V252L242 251L241 249H243L242 247H241V245H238L239 244V242L238 241H240L241 240V242H242V237ZM249 236V235H248ZM247 236V237H248ZM24 237H26L25 235H24ZM34 237V236H33ZM137 237V236H136ZM214 237V236H213ZM218 237V236H217ZM225 237V236H224ZM229 237V236H228ZM236 237V236H235ZM219 238H220V236H219ZM241 238V239H240ZM244 238V237H243ZM249 238V237H248ZM2 239H6V238H2ZM144 239V238H143ZM146 239V238H145ZM216 239V238H215ZM223 239V238H222ZM227 239V238H226ZM247 239V238H246ZM251 238H249V240H250ZM8 240V239H7ZM132 240V239H131ZM207 240V239H206ZM258 240H260V238L258 239ZM3 241V243H5L4 242V240H2ZM6 241V240H5ZM123 241V240H122ZM140 241V240H139ZM142 241V240H141ZM218 241V240H217ZM225 241V240H224ZM1 242V241H0ZM91 242V241H90ZM201 242V241H200ZM250 242V241H249ZM252 242H254V241H252ZM256 242V241H255ZM257 242H259V241H257ZM149 243V242H148ZM147 243V244H148ZM242 243H244V242H242ZM245 243H246V241H245ZM100 244H103V243H100ZM156 244V243H155ZM216 244V243H215ZM241 244V243H240ZM260 244V242L258 243V245ZM261 244H262V241H261ZM259 245V246H263V245ZM105 245V244H104ZM133 245V244H132ZM205 245H206V243H205ZM204 245V246H205ZM211 245L213 246L214 244H212L211 243ZM225 245V244H224ZM229 245V244H228ZM231 245V244H230ZM245 245V244H244ZM247 245V244H246ZM248 245H250V243L248 244ZM256 245V244H255ZM258 245H256L257 247H258ZM2 246H3V244H2ZM156 246H157V244L155 245V249H156ZM203 246V247H204ZM210 246V245H209ZM217 246V245H216ZM215 246V247H216ZM253 246V245H252ZM1 247V246H0ZM102 247V246H101ZM133 247V246H132ZM150 247V246H149ZM158 247V246H157ZM222 247V246H221ZM224 247H226V246H224ZM228 247V246H227ZM241 247V248H240ZM255 247V246H254ZM254 247H252V248H254ZM257 247H255L254 249H256L257 251H255V252H253V253H250V256H244V257H242V259H241V262H239L238 264H264V258L261 256V254H260V251H259V249H264V248H257ZM264 247V246H263ZM2 248V247H1ZM147 248V247H146ZM159 248V247H158ZM207 248V247H206ZM105 249V248H104ZM142 249V248H141ZM151 249V248H150ZM217 249V248H216ZM230 249V248H229ZM234 249H236V248H234ZM254 249H251V250H254ZM163 250V251H164ZM224 250V249H223ZM226 250H227V248H226ZM249 250H250V247H249ZM103 251V250H102ZM118 251V250H117ZM142 251V250H141ZM145 251V250H144ZM148 251V250H147ZM146 251V252H147ZM216 251V250H215ZM233 251V250H232ZM264 251V250H263ZM244 252L245 251H243V253L242 254H244ZM201 253V252H200ZM200 253H199V256H200ZM228 253V252H227ZM235 253H237V252H235ZM262 253V252H261ZM264 253V252H263ZM161 254V252H159V255ZM226 254V253H225ZM228 254H230V252L228 253ZM232 254H233V252H232ZM154 255V254H153ZM163 255V256H164ZM197 255V254H196ZM204 255V254H203ZM216 255V254H215ZM13 256V255H12ZM14 256H16V259L18 258L17 257V255H14ZM205 256V255H204ZM212 256V255H211ZM242 256V255H241ZM227 257V256H226ZM225 257V258H226ZM234 257V256H233ZM240 257V256H239ZM22 259L23 257H21V256H19V259ZM204 257H202V259H203ZM231 258V257H230ZM229 258V259H230ZM10 259V258H9ZM12 259V258H11ZM14 259H15V257H14ZM126 259V258H125ZM238 258H236V260H237ZM22 260H24V259H22ZM122 260V259H121ZM135 260V259H134ZM208 260V259H207ZM4 261V260H3ZM122 261H124V260H122ZM227 261V260H226ZM10 262V261H9ZM9 262H7V263H9ZM23 262V261H22ZM125 262V261H124ZM129 262H131V261H129ZM134 262V261H133ZM233 262V261H232ZM3 263V262H2ZM6 263V264H7ZM15 263H16V261H15ZM199 264L200 262H199V260H198V262H196V264ZM202 263V262H201ZM200 263V264H201ZM211 263H212V261H211ZM1 264V263H0ZM5 264V263H4ZM128 264V263H127ZM134 264V263H133ZM170 264H171V262H170Z\"/></svg>",
    "mask_w": 264,
    "mask_h": 264
}]
</instances>
